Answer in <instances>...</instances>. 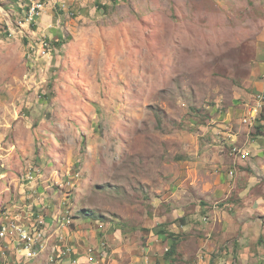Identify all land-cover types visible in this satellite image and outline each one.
<instances>
[{
    "label": "rangeland",
    "instance_id": "rangeland-1",
    "mask_svg": "<svg viewBox=\"0 0 264 264\" xmlns=\"http://www.w3.org/2000/svg\"><path fill=\"white\" fill-rule=\"evenodd\" d=\"M42 1L47 24L29 20L28 0H0V219L35 203L47 224L69 216L111 264L115 249L147 247L171 212L181 143L248 76L264 0ZM43 37L50 55L38 54ZM179 225L166 217L177 245L154 237L142 264L206 260L205 232ZM62 242L25 264H52ZM10 255L0 240V264H18Z\"/></svg>",
    "mask_w": 264,
    "mask_h": 264
},
{
    "label": "crops",
    "instance_id": "crops-1",
    "mask_svg": "<svg viewBox=\"0 0 264 264\" xmlns=\"http://www.w3.org/2000/svg\"><path fill=\"white\" fill-rule=\"evenodd\" d=\"M51 16L52 13L45 11L39 19L47 24ZM261 29L246 79L235 86L226 104L219 106L223 109L211 112L207 127L196 137L187 136L186 142L181 143L177 187L172 194L174 204L171 212L162 217L159 223L162 227L156 232L147 231V247L115 249L113 261L108 263L142 264L148 253L160 249V245L152 244L154 237L170 246L173 240L165 233L157 234L159 229L165 231L163 223L170 217L172 221L178 219L179 228L187 229V233H194L193 228L205 232V240L197 252L203 253L206 260L201 263L199 259L202 258L198 255L196 264H211V255L220 251L224 257L219 264H264V110L259 113L254 128L249 129L242 123L254 104L255 94L264 90V25ZM239 150H246L249 155L242 159L236 153ZM37 205L34 204L36 210L24 207L27 211H22L24 215L19 214L22 222L32 223L39 215ZM57 215L60 214L54 216ZM54 216L47 218L49 224ZM195 221L202 224L195 225ZM76 230L68 227L61 231L62 247L70 246L71 252L57 256L59 260H55V264H91L100 258L104 262L108 255L101 246V239ZM199 241L202 243V239ZM58 250L60 246H55L53 255H59ZM127 255L129 261L124 262ZM10 258L14 256L10 255ZM73 258L77 263L71 262ZM159 260L163 262L161 258Z\"/></svg>",
    "mask_w": 264,
    "mask_h": 264
},
{
    "label": "built area",
    "instance_id": "built-area-1",
    "mask_svg": "<svg viewBox=\"0 0 264 264\" xmlns=\"http://www.w3.org/2000/svg\"><path fill=\"white\" fill-rule=\"evenodd\" d=\"M27 16L29 20L38 18L45 9V3L42 0H28ZM38 54L50 55L53 47L46 40V37L39 39ZM264 110V90L254 96V104L249 110L248 114L242 119V123L247 125L249 129L256 126L259 119V113ZM240 158H245L249 155L246 150L236 151ZM72 220L69 216H54L53 222L47 224L45 217L40 215L35 216L32 223H24L21 221L20 215L16 213H7L0 219V240L5 241L7 248L11 250L14 259L18 264H25V262H32L40 258L49 248L51 238L57 237L61 231L68 228ZM62 234V233H61ZM63 235V234H62ZM56 246V245H55ZM54 246V247H55ZM11 247V248H10ZM59 255L54 254V248L48 261L53 262L55 258L63 257L71 252L70 247H64L58 250ZM72 263H77L76 259H71ZM98 260L91 261V264H98Z\"/></svg>",
    "mask_w": 264,
    "mask_h": 264
},
{
    "label": "trees",
    "instance_id": "trees-1",
    "mask_svg": "<svg viewBox=\"0 0 264 264\" xmlns=\"http://www.w3.org/2000/svg\"><path fill=\"white\" fill-rule=\"evenodd\" d=\"M59 43V42H58ZM159 233H165L169 238H172L173 237V234H171V233H166L165 231H163V230H158L157 231V234H159ZM177 244H176V241H172V244L170 245V250H168L169 251V253H172L173 252V250H174V248H175V246H176Z\"/></svg>",
    "mask_w": 264,
    "mask_h": 264
}]
</instances>
